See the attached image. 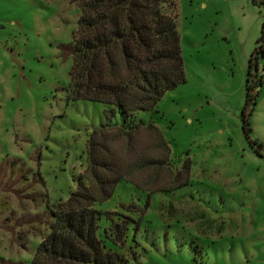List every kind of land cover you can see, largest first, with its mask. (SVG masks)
Instances as JSON below:
<instances>
[{
	"label": "rangeland",
	"instance_id": "1",
	"mask_svg": "<svg viewBox=\"0 0 264 264\" xmlns=\"http://www.w3.org/2000/svg\"><path fill=\"white\" fill-rule=\"evenodd\" d=\"M176 12L185 81L156 111L135 112L153 122L168 152L154 136L137 137L136 159L156 163L130 170L93 205L132 221L133 241L106 247L121 264H264V85L244 113L249 139L241 122L264 4L176 0ZM78 16L74 0H0V264H30L51 205L74 189L88 134L104 121L102 103L68 95ZM145 201L141 216L132 211ZM100 225L101 235L109 220Z\"/></svg>",
	"mask_w": 264,
	"mask_h": 264
},
{
	"label": "trees",
	"instance_id": "2",
	"mask_svg": "<svg viewBox=\"0 0 264 264\" xmlns=\"http://www.w3.org/2000/svg\"><path fill=\"white\" fill-rule=\"evenodd\" d=\"M74 1L79 16L67 44L71 55L68 95L71 100L102 103L104 121L88 134L85 167L74 181V189L64 200L51 205V221L30 264H121L125 259L106 247V241L118 248L126 240L133 241L135 234L129 227L132 221L112 219L109 212H100L93 205L108 200L130 170L146 169L156 163L150 157L136 159V142L141 133L154 136L157 146L168 152L153 122L137 119L135 112L156 111L161 96L185 81L176 0ZM249 1L256 6L264 4ZM255 43L247 60L244 85L241 122L246 139L249 126L244 113L254 105L260 85L251 69L256 59L264 57V14ZM120 138L123 146L115 149L113 143ZM251 143L260 148L257 142ZM186 182L168 189L182 187ZM129 183L142 190L133 181ZM146 208L145 201L140 211H132L141 216ZM102 219H108L109 226L102 228L101 236ZM129 231L128 237L125 233Z\"/></svg>",
	"mask_w": 264,
	"mask_h": 264
},
{
	"label": "crops",
	"instance_id": "3",
	"mask_svg": "<svg viewBox=\"0 0 264 264\" xmlns=\"http://www.w3.org/2000/svg\"><path fill=\"white\" fill-rule=\"evenodd\" d=\"M260 1L264 2V0H260ZM255 66H256V69H257L256 70V76H258L259 79H260V85L256 88V92L257 93H256V98H255V102H254L253 108L256 106L255 104H256V102L258 100L259 93L261 92V87L264 85V57L256 59Z\"/></svg>",
	"mask_w": 264,
	"mask_h": 264
},
{
	"label": "water",
	"instance_id": "4",
	"mask_svg": "<svg viewBox=\"0 0 264 264\" xmlns=\"http://www.w3.org/2000/svg\"><path fill=\"white\" fill-rule=\"evenodd\" d=\"M256 66H253V76H256Z\"/></svg>",
	"mask_w": 264,
	"mask_h": 264
}]
</instances>
